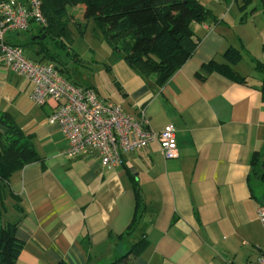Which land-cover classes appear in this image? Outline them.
Here are the masks:
<instances>
[{
	"label": "crops",
	"instance_id": "obj_1",
	"mask_svg": "<svg viewBox=\"0 0 264 264\" xmlns=\"http://www.w3.org/2000/svg\"><path fill=\"white\" fill-rule=\"evenodd\" d=\"M196 1L212 17L191 24L195 54L164 87L113 51L102 63L113 93L68 69L71 81L127 115L144 108L156 133L173 125L178 159L165 160L158 142L124 154L112 169L94 156L69 158L64 133L48 121L54 103L35 105L30 86L0 63V134L8 131L6 117L31 137L41 159L0 181V231L17 223L24 243L16 264H111L132 252V264H258L264 183L251 175V159L264 155V7L261 0ZM30 35L11 32L6 40L22 46ZM229 48L243 54L234 70L244 83L216 72L205 81L195 77L204 64H223ZM135 187L143 199L138 217Z\"/></svg>",
	"mask_w": 264,
	"mask_h": 264
},
{
	"label": "trees",
	"instance_id": "obj_2",
	"mask_svg": "<svg viewBox=\"0 0 264 264\" xmlns=\"http://www.w3.org/2000/svg\"><path fill=\"white\" fill-rule=\"evenodd\" d=\"M24 2L26 0H19ZM43 15L47 26L30 21L29 40L24 45H14L30 49L38 57L34 62L45 61L54 64L56 69L75 86L91 88L71 81L69 66L80 62L72 50L73 32L70 30L72 17L69 8L84 7V24L76 22L80 34H86V27L93 22L104 36V41L114 53L124 56L127 65L144 77L151 75L155 84L162 88L171 77L184 66L197 49L191 24L211 19L209 12L196 0H41ZM85 28V29H84ZM11 45V44H10ZM25 52V51H24ZM30 59V58H28ZM224 63L216 61L204 64L195 77L205 81L214 72L237 82L244 83L245 78L238 75L234 67L243 59L240 50L229 48L225 52ZM81 63V62H80ZM257 69H261L258 65ZM72 71V70H70ZM3 124L8 129L0 134V181H9L17 172L31 163L40 162L37 151L32 146L31 137H26L20 129L6 117ZM254 179L264 183V155L255 152L251 159ZM136 205L137 214L142 205L139 189ZM135 216L134 222H137ZM135 224V223H134ZM17 223H9L0 231V264H16L24 243L18 240ZM135 252L124 255L111 264H132ZM59 264H67L59 262Z\"/></svg>",
	"mask_w": 264,
	"mask_h": 264
},
{
	"label": "built area",
	"instance_id": "obj_3",
	"mask_svg": "<svg viewBox=\"0 0 264 264\" xmlns=\"http://www.w3.org/2000/svg\"><path fill=\"white\" fill-rule=\"evenodd\" d=\"M264 7V0H261ZM41 0H4L0 3V63L30 86L29 97L38 107L54 103L48 121L60 127L67 140L66 156L97 157L109 169L134 153L158 142L165 160L179 158L176 128L167 125L156 133L142 108L138 115L126 114L117 104L100 98L94 89L74 85L54 64L28 59L22 48L7 43V34L23 33L30 21L46 27ZM259 220L264 229V206ZM264 264V254L257 260Z\"/></svg>",
	"mask_w": 264,
	"mask_h": 264
},
{
	"label": "rangeland",
	"instance_id": "obj_4",
	"mask_svg": "<svg viewBox=\"0 0 264 264\" xmlns=\"http://www.w3.org/2000/svg\"><path fill=\"white\" fill-rule=\"evenodd\" d=\"M202 1L207 3L205 0ZM83 12L84 7L82 6L69 8V19L72 16V20H76L78 24H84ZM238 14L239 13L235 11V13L230 15V18L233 19ZM70 26V29L74 33L72 43L73 50L78 52L84 58L81 63L76 61L75 63L72 62L70 64L69 69L73 71V78L83 82L84 84L92 83L100 85V87H102L104 92L107 94L113 93L115 85L112 84V81H110L104 71V68L102 67L103 60L105 57L108 58L112 51L108 44L104 41L103 33L96 27L93 28L88 25L86 27V30L88 29V33L82 35L76 30L77 27L74 23ZM93 52L97 53L94 62L92 61V57L90 60H87L88 54L93 56Z\"/></svg>",
	"mask_w": 264,
	"mask_h": 264
}]
</instances>
